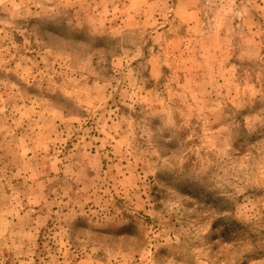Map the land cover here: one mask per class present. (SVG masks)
Segmentation results:
<instances>
[{
  "label": "rangeland",
  "instance_id": "rangeland-1",
  "mask_svg": "<svg viewBox=\"0 0 264 264\" xmlns=\"http://www.w3.org/2000/svg\"><path fill=\"white\" fill-rule=\"evenodd\" d=\"M38 100L61 169L0 264H264V0H0V114Z\"/></svg>",
  "mask_w": 264,
  "mask_h": 264
},
{
  "label": "crops",
  "instance_id": "crops-1",
  "mask_svg": "<svg viewBox=\"0 0 264 264\" xmlns=\"http://www.w3.org/2000/svg\"><path fill=\"white\" fill-rule=\"evenodd\" d=\"M50 105L46 109L38 100L20 105L13 117L0 114V241L10 247L12 242L19 244L17 234L29 236L32 245L40 220L34 209L39 202L34 190L52 186L50 182L61 169L52 153V132L48 131V122L44 123L47 114L50 117L58 111L55 104ZM8 118H14V126ZM26 121L29 124L23 128ZM20 189L29 194L22 196Z\"/></svg>",
  "mask_w": 264,
  "mask_h": 264
}]
</instances>
